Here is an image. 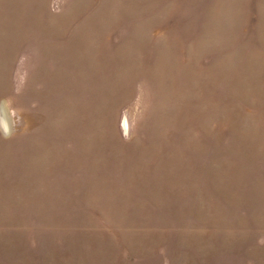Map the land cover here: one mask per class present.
I'll list each match as a JSON object with an SVG mask.
<instances>
[{"label":"rangeland","instance_id":"374dc122","mask_svg":"<svg viewBox=\"0 0 264 264\" xmlns=\"http://www.w3.org/2000/svg\"><path fill=\"white\" fill-rule=\"evenodd\" d=\"M0 264H264V0H0Z\"/></svg>","mask_w":264,"mask_h":264}]
</instances>
